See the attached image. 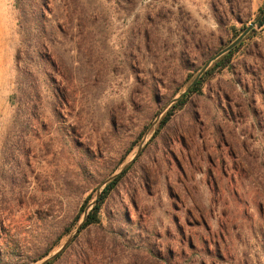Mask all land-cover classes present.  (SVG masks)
Returning a JSON list of instances; mask_svg holds the SVG:
<instances>
[{
    "label": "rangeland",
    "instance_id": "1",
    "mask_svg": "<svg viewBox=\"0 0 264 264\" xmlns=\"http://www.w3.org/2000/svg\"><path fill=\"white\" fill-rule=\"evenodd\" d=\"M230 1L83 0L47 78L18 71L33 28L0 0V264L58 253L134 159L52 264H264V24L160 130L264 12Z\"/></svg>",
    "mask_w": 264,
    "mask_h": 264
},
{
    "label": "trees",
    "instance_id": "2",
    "mask_svg": "<svg viewBox=\"0 0 264 264\" xmlns=\"http://www.w3.org/2000/svg\"><path fill=\"white\" fill-rule=\"evenodd\" d=\"M227 3L231 6L232 1L227 0ZM15 7L19 12L20 19L25 22V24H31L30 28H33V32L30 30L32 33L28 32L25 35V39L22 42V50H20L16 56L18 71L20 70V65L25 63L22 67L23 70L19 71L22 76H32V68L37 66L43 69L42 72L47 78H51L46 67H55L52 51L53 45L58 44L64 46L65 44L63 41L69 37L71 32L76 31L79 33L81 30L85 29V21H83V0H15ZM91 19H93L94 22L96 18L93 16ZM237 20L239 19L237 18ZM263 24L264 18L258 25L261 27ZM252 32L254 34L256 31L253 30ZM237 37H239V35H237ZM236 51L237 48L222 56L215 67L219 70H224L229 67ZM33 54L35 55L33 56ZM214 70L215 68L212 69V72L207 71L191 91L173 105L161 122L160 130L167 126L176 110L181 109L188 103L189 97L192 94H202L205 78L213 75L212 73ZM128 170L129 168L106 186L98 202L86 217L81 230L100 224V212L103 204L113 190L116 189ZM52 263L53 262L48 264Z\"/></svg>",
    "mask_w": 264,
    "mask_h": 264
},
{
    "label": "water",
    "instance_id": "3",
    "mask_svg": "<svg viewBox=\"0 0 264 264\" xmlns=\"http://www.w3.org/2000/svg\"><path fill=\"white\" fill-rule=\"evenodd\" d=\"M264 18V12H262L259 17L256 19L255 22L251 23L244 31L243 33L228 47H226L225 49H223L221 52H219L217 55H215L210 61H208L205 66L202 68V70L199 72V74L197 75V77L195 78V80L192 82V84L187 88V90L185 92H183L178 98L174 99L172 101V103H177L178 101H180L184 96H186L191 89L199 82V80L201 79V77L204 75V73L208 70V68L210 67L211 63L220 59L222 56L226 55L227 53L231 52L232 50H234L255 28L256 26L259 24V22ZM167 109V108H166ZM165 109V110H166ZM141 149H139L136 157L140 154ZM135 160V159H134ZM133 160V161H134ZM132 161V162H133ZM132 162L128 163L127 165H125L122 170L120 171V173L118 175H115L113 177H111L110 179H108L106 181L105 184H109L110 182H112L114 179H116L118 176H120L123 172H125L129 166L132 164ZM101 196V192L98 193L97 195V199L94 202V205L98 202L99 198ZM88 216V214L85 215V219ZM84 223V222H83ZM83 223L77 228L76 233L61 247L60 251H58V253L54 254L53 256L49 257L48 259H46L45 261H43L41 264H48L51 261H53L54 259H56L62 252H64L68 246L71 244V242L75 239V237L80 233Z\"/></svg>",
    "mask_w": 264,
    "mask_h": 264
}]
</instances>
